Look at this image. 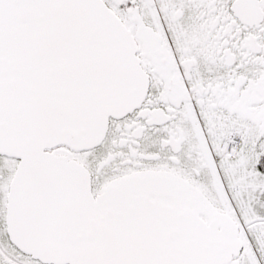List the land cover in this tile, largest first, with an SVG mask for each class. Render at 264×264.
Wrapping results in <instances>:
<instances>
[{
	"label": "snow or ice",
	"instance_id": "6c2138e0",
	"mask_svg": "<svg viewBox=\"0 0 264 264\" xmlns=\"http://www.w3.org/2000/svg\"><path fill=\"white\" fill-rule=\"evenodd\" d=\"M0 264H264V0H0Z\"/></svg>",
	"mask_w": 264,
	"mask_h": 264
}]
</instances>
